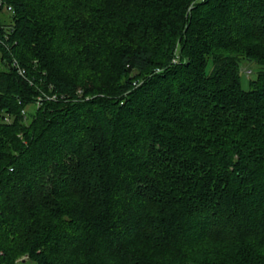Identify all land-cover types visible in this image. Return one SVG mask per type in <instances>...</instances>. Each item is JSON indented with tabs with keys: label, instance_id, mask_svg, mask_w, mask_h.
I'll list each match as a JSON object with an SVG mask.
<instances>
[{
	"label": "trees",
	"instance_id": "1",
	"mask_svg": "<svg viewBox=\"0 0 264 264\" xmlns=\"http://www.w3.org/2000/svg\"><path fill=\"white\" fill-rule=\"evenodd\" d=\"M3 9L0 264H264V0Z\"/></svg>",
	"mask_w": 264,
	"mask_h": 264
},
{
	"label": "rangeland",
	"instance_id": "2",
	"mask_svg": "<svg viewBox=\"0 0 264 264\" xmlns=\"http://www.w3.org/2000/svg\"><path fill=\"white\" fill-rule=\"evenodd\" d=\"M9 17V13L3 9L0 13V21L1 20H5L7 21ZM4 67L0 62V70H2ZM257 64H255L254 62H247V61H242L241 62V69H242V86L244 89L248 88V80L249 79H253L256 75V71H257ZM210 69V68H208ZM36 105V104H35ZM25 111L29 112V113H33L34 112V107L33 106H29L27 109H25ZM25 111H22V113H25ZM26 122V121H25ZM27 123V122H26ZM25 259V257H20L17 261H21Z\"/></svg>",
	"mask_w": 264,
	"mask_h": 264
},
{
	"label": "built area",
	"instance_id": "3",
	"mask_svg": "<svg viewBox=\"0 0 264 264\" xmlns=\"http://www.w3.org/2000/svg\"><path fill=\"white\" fill-rule=\"evenodd\" d=\"M0 7H1V0H0ZM6 9H7V10H10V8H6ZM13 66L18 68V66H17V64H16V62H15V60L13 61ZM19 71H20V74H23V71H22V70L19 69ZM39 99H40V98H39ZM39 99H38V100H39Z\"/></svg>",
	"mask_w": 264,
	"mask_h": 264
}]
</instances>
